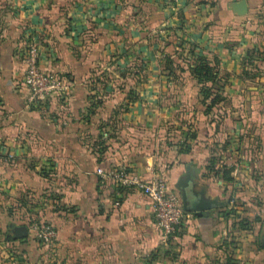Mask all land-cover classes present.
<instances>
[{
    "label": "crops",
    "instance_id": "1",
    "mask_svg": "<svg viewBox=\"0 0 264 264\" xmlns=\"http://www.w3.org/2000/svg\"><path fill=\"white\" fill-rule=\"evenodd\" d=\"M237 1L5 0L0 264H264V0ZM29 40L70 85L44 108L20 82ZM194 56L221 86L210 111ZM118 167L216 203L163 244L144 195L97 173Z\"/></svg>",
    "mask_w": 264,
    "mask_h": 264
},
{
    "label": "built area",
    "instance_id": "2",
    "mask_svg": "<svg viewBox=\"0 0 264 264\" xmlns=\"http://www.w3.org/2000/svg\"><path fill=\"white\" fill-rule=\"evenodd\" d=\"M37 59L38 47L35 42L29 40L21 52L23 70L20 82L27 90V106L36 109L44 108L53 97L68 95L70 89L69 83L63 77L41 69ZM97 173L101 177H110L116 187H133L144 195L150 206L154 225L159 231L161 243H167L171 236L180 231L185 209L177 193L168 186L164 178L159 175L141 178L124 167L107 172L97 169ZM40 236L44 241H48L55 236V232L44 226Z\"/></svg>",
    "mask_w": 264,
    "mask_h": 264
},
{
    "label": "trees",
    "instance_id": "3",
    "mask_svg": "<svg viewBox=\"0 0 264 264\" xmlns=\"http://www.w3.org/2000/svg\"><path fill=\"white\" fill-rule=\"evenodd\" d=\"M190 76L195 78L199 84L198 92L201 94V102L205 105V110L210 111L212 107L219 102L222 97L220 95L221 86L215 81L214 68L209 64L208 59L205 56H194L191 57L189 66H188ZM65 79V78H64ZM207 83H210L207 85ZM127 101L131 102L137 98L136 94L133 91L126 90ZM206 101V102H205ZM90 110V109H88ZM124 110L123 107L119 106L113 112L115 117L118 113ZM90 112V111H88ZM97 139L99 142L104 143L106 139V133L99 129ZM183 148L182 151L188 150V145L181 142L179 144ZM112 181V179H110Z\"/></svg>",
    "mask_w": 264,
    "mask_h": 264
},
{
    "label": "water",
    "instance_id": "4",
    "mask_svg": "<svg viewBox=\"0 0 264 264\" xmlns=\"http://www.w3.org/2000/svg\"><path fill=\"white\" fill-rule=\"evenodd\" d=\"M238 7L245 8V3L243 0L237 1ZM181 204L185 210L199 212L208 209L211 205L215 204L214 200L206 201L202 200L197 194L193 192L181 194ZM13 233L15 238H20L26 234V229L22 226H16L13 228Z\"/></svg>",
    "mask_w": 264,
    "mask_h": 264
},
{
    "label": "rangeland",
    "instance_id": "5",
    "mask_svg": "<svg viewBox=\"0 0 264 264\" xmlns=\"http://www.w3.org/2000/svg\"><path fill=\"white\" fill-rule=\"evenodd\" d=\"M4 2H5V0H0V6H2L3 4H4ZM4 12V8L2 9V8H0V12ZM1 16V15H0ZM3 16H7V20L10 18L9 16H8V14L7 15H5V14H3ZM11 16V15H10ZM23 222V223H22ZM33 223H35V222H33ZM40 222H38L37 224H39ZM21 224L22 225H19V226H22V227H24L25 229H28L29 227H30V225H31V223H30V221L29 222H27V221H21Z\"/></svg>",
    "mask_w": 264,
    "mask_h": 264
}]
</instances>
